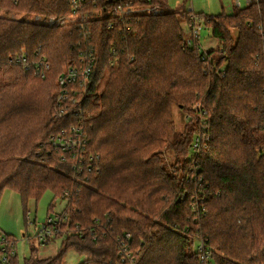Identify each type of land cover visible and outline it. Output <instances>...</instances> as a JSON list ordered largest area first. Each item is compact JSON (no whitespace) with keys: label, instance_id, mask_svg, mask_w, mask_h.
Here are the masks:
<instances>
[{"label":"trees","instance_id":"16d2710c","mask_svg":"<svg viewBox=\"0 0 264 264\" xmlns=\"http://www.w3.org/2000/svg\"><path fill=\"white\" fill-rule=\"evenodd\" d=\"M135 2L165 11L137 13L119 33L107 27L111 0H87L83 11L102 13L85 29L33 21L76 16L70 0H0V202L5 189L17 192L25 218L47 191L67 202L68 219L48 240L62 239L57 254L41 258L34 236L24 264H63L70 250L87 257L80 264H200L198 237L217 264H264V0L196 14L220 46L206 62L199 40L187 44L183 22L193 23L192 11L168 9V0ZM113 44L118 68L109 67ZM92 47L91 90L108 81L84 99L96 164L79 174L52 144L76 121L55 118L57 76ZM24 54L30 63L46 56L47 76L25 69ZM174 106L190 116L182 131ZM196 137L200 151L191 159ZM12 264H22L19 256Z\"/></svg>","mask_w":264,"mask_h":264},{"label":"built area","instance_id":"2783aa9c","mask_svg":"<svg viewBox=\"0 0 264 264\" xmlns=\"http://www.w3.org/2000/svg\"><path fill=\"white\" fill-rule=\"evenodd\" d=\"M109 8L105 10L109 19L107 27L110 30L120 29L119 33H124L130 29V20L137 13L147 12L152 15H160L165 9L161 4L149 3L144 6L136 4L135 0H111ZM261 0H246V5H250ZM87 0H70L72 11L76 16L68 15H34L33 21L51 28H57L65 25L67 22H78L80 28L85 29L86 25L90 24L92 16H100L102 11L94 9L92 14L83 11V7ZM237 4H241V0H237ZM3 8H0V16H4ZM12 13L11 17H15ZM203 28L202 20L193 16V23L188 26L192 36L188 39V46H193L195 39L199 40L200 30ZM89 33V30H88ZM199 52L201 58L206 62L208 60L207 52L200 45ZM111 58L109 67L118 68L121 65V57L117 52V47L113 44L110 48ZM20 60V59H18ZM25 69L31 70L36 76L46 77L51 70V63L46 56L40 57L34 63L27 60L26 54L22 60ZM97 62L95 48L82 49L79 54L77 63L66 67L57 76L58 91L56 92L55 102V118L66 119L68 115L76 117V121L63 126L61 130L53 136L52 144L58 151H63V157L69 158L75 170L81 174L83 169L91 170L95 167L96 160L93 154L87 151L89 141L88 135L84 130L82 123L83 118V103L86 96L97 92L100 87L101 80L96 84V89L91 90L93 81V73ZM200 139L193 144L191 158H195L200 151ZM201 142V141H200ZM61 213L48 215L46 218L39 220L36 217L32 218L29 212L28 225L32 227L31 234L37 236L42 242V245H49V239L55 233L61 231V224L68 219V214L63 217ZM130 237V233L127 234ZM195 241L196 244H195ZM51 244V243H50ZM193 251L198 253L200 264H217L208 240L198 237L193 242ZM19 256L18 241L11 234H7L0 229V264H12L13 258Z\"/></svg>","mask_w":264,"mask_h":264},{"label":"rangeland","instance_id":"374dc122","mask_svg":"<svg viewBox=\"0 0 264 264\" xmlns=\"http://www.w3.org/2000/svg\"><path fill=\"white\" fill-rule=\"evenodd\" d=\"M237 0H168V9L171 10H190L193 14L197 15H220L222 13H231L234 11L235 6H237ZM246 0H241L239 7H245ZM200 18V16H197ZM203 22V21H202ZM185 28V34L189 35L188 25L183 22ZM217 39L212 35V31L204 27L200 30L199 42L206 52L212 49L220 48L219 43L215 44ZM215 44V45H214ZM214 45V46H213ZM208 56V53H207ZM108 81V75H105L100 83L99 91L102 92L104 85ZM173 116L175 121V126L177 130L182 131L185 125L190 120V116L185 110L174 106ZM196 137L192 143L197 141ZM200 139V137H199ZM201 141V140H200ZM199 141V143H200ZM167 162L172 163V153H167ZM192 155H190L191 157ZM193 159V158H191ZM54 208L50 209L51 205ZM66 200L56 199L51 191L45 192V194L40 198L38 202L34 200L29 203V212L32 218L36 217L39 220L46 218L48 215H54L56 213H61L66 207ZM29 215V214H28ZM0 229L7 233L18 241L19 247V258L24 264L25 258H29L31 255V242L30 239H34V234H31L32 227L28 225V219L24 216V210L21 203L20 195L11 189H5L0 202ZM62 239L57 238L51 247L55 249V253L61 245ZM197 241H195L196 244ZM44 245L39 248V252L45 251ZM41 254V253H40ZM80 254L74 250L68 251L64 258L63 264L77 263ZM41 257V256H40ZM44 258V257H41Z\"/></svg>","mask_w":264,"mask_h":264},{"label":"crops","instance_id":"0c3cea01","mask_svg":"<svg viewBox=\"0 0 264 264\" xmlns=\"http://www.w3.org/2000/svg\"><path fill=\"white\" fill-rule=\"evenodd\" d=\"M217 43H219L218 40L216 41L215 44H217ZM215 44H214V45H215ZM214 45H213V46H214ZM50 245H51V244H49V245H44V246H46V247H45V251H44V252H39V255H40L41 257L46 258V257L54 256V255L57 254V253H55V252H56L55 249H53ZM40 253H41V254H40ZM86 259H87V257H86L85 255H80L79 258H78L77 263H72V264H80L81 262L85 261Z\"/></svg>","mask_w":264,"mask_h":264}]
</instances>
